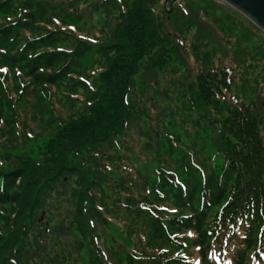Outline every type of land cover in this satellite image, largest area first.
<instances>
[{
  "label": "trees",
  "instance_id": "16d2710c",
  "mask_svg": "<svg viewBox=\"0 0 264 264\" xmlns=\"http://www.w3.org/2000/svg\"><path fill=\"white\" fill-rule=\"evenodd\" d=\"M70 1L0 0V264H264V33L216 0Z\"/></svg>",
  "mask_w": 264,
  "mask_h": 264
},
{
  "label": "rangeland",
  "instance_id": "374dc122",
  "mask_svg": "<svg viewBox=\"0 0 264 264\" xmlns=\"http://www.w3.org/2000/svg\"><path fill=\"white\" fill-rule=\"evenodd\" d=\"M40 1L44 2L46 7H48V4H50V5L56 4L57 5V7L55 9H45L47 16H49V14L51 12H55L54 14H59L58 9L63 10V11L66 10L64 5H67L71 2L70 0H40ZM167 1L168 0H158L157 8H159V9H161V7L164 8L163 5L166 4ZM170 1H171L170 6H171V4L173 2H172V0H170ZM183 2L187 3V5H190V4H193L194 2H196V0H179V3L184 4ZM170 6L168 3L167 4L168 9H166L167 12L171 8ZM110 18H111V16H110ZM0 23H1V20H0ZM222 49H223V51H222ZM214 50L217 52V54H219V57L223 58V56H224L226 59L229 58V51H228L229 47L228 46L217 45V46H215ZM175 69H177V67H175ZM177 73H180V72H174V73L169 72V68H168V70H166V72L160 78V83L163 84V86H164L163 88L167 89L166 92L170 97H172L173 93L176 94V92H179L178 90H180V84L179 85L170 84V82H173V81L176 83H177V81L180 82L179 81L180 77L178 76ZM156 76H158V75H156ZM142 77H143V81H145V82H148V81L151 82V81H155V79H158V77H155V74H153L152 72H146L144 75H142ZM152 98H153V102H150ZM143 99L146 102V105L147 104L149 105L151 103L153 105V108L154 109L156 108L155 111L151 112L152 115L155 114L154 119L156 118L157 115L162 116L160 111L165 108L166 104L171 102V101L166 102V101L170 100V98L155 96V95L154 96L152 95V97H151L150 93L143 94L142 98L140 99V102L143 101ZM143 121H144V119H137V118L133 119L130 123L129 131H128V133H126V139H125V141L128 143H134L132 145H134L136 147L139 155H142V153L139 149L140 146L148 145L149 147L154 148V145H155L154 141L151 140V138H152L151 135H149L147 132H145V128H144L145 127L144 126L145 121L144 122ZM179 122L185 124L183 131H179V132H181L180 137L182 139V142H184V144H189L190 142L195 141V139L193 140V138H195V135L192 132V127L190 126V124L189 123L186 124L181 119L177 122V124H179ZM145 134L148 135L147 140L143 138V136ZM203 135H205V134H202V136ZM205 141H207V139H205ZM208 142H209V139H208ZM26 147H28L29 149L35 150V145H29V146L25 145V149L29 150ZM19 148H20V146H19ZM213 150L214 149L212 147H208L206 149L207 153L205 152V155L212 158L213 157ZM161 156H162V154L159 155V157H161ZM145 158L147 160H149L150 155L149 154L146 155ZM53 207L55 208V210L57 207L59 210L66 208V206H63L60 208V206L59 205L57 206L56 204H53ZM40 214H42V217H43V212H40L39 216H40ZM119 214H122V212L119 211ZM122 219H124V217H120V215H118V217L115 219L117 223L116 222L115 223L120 226L121 223H123V222H121ZM113 221H114V219H113ZM119 226H117V227L119 228ZM213 249H214V252H216L217 246L213 245ZM192 256H195V255H192ZM225 256H227V255H225ZM216 263L220 264L219 261H216Z\"/></svg>",
  "mask_w": 264,
  "mask_h": 264
},
{
  "label": "water",
  "instance_id": "95a60500",
  "mask_svg": "<svg viewBox=\"0 0 264 264\" xmlns=\"http://www.w3.org/2000/svg\"><path fill=\"white\" fill-rule=\"evenodd\" d=\"M173 1V0H172ZM244 17L264 33V0H216ZM170 6V4H169ZM40 214L38 221L41 220Z\"/></svg>",
  "mask_w": 264,
  "mask_h": 264
}]
</instances>
